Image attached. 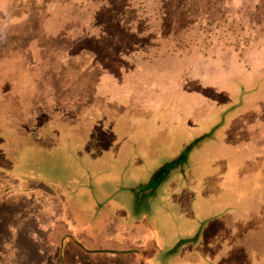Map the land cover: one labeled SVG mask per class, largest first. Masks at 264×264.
Instances as JSON below:
<instances>
[{
    "label": "rangeland",
    "instance_id": "rangeland-1",
    "mask_svg": "<svg viewBox=\"0 0 264 264\" xmlns=\"http://www.w3.org/2000/svg\"><path fill=\"white\" fill-rule=\"evenodd\" d=\"M65 1L0 0V264H62L63 229L95 256L147 246L145 264H264V0H110L122 49L140 55L87 58L116 75L61 63L46 44L32 55L20 13L57 10L55 25L81 8ZM152 39L192 52L142 60ZM66 66L73 77L49 78ZM163 177L141 201V184Z\"/></svg>",
    "mask_w": 264,
    "mask_h": 264
},
{
    "label": "trees",
    "instance_id": "trees-1",
    "mask_svg": "<svg viewBox=\"0 0 264 264\" xmlns=\"http://www.w3.org/2000/svg\"><path fill=\"white\" fill-rule=\"evenodd\" d=\"M76 3H78L81 7L79 9H76L75 11L78 16L76 15V17L73 18L71 12L67 10V14H70L68 20L60 21L55 25L52 24L55 21L54 19H56L58 15L60 18V14L57 10L53 9L51 14L49 13L44 17H41V15L37 13L36 15L38 16L36 18V21L35 19H32L30 13L28 14L27 11H23L20 13L21 15L25 16V18H21L22 16H19V19H23V24H26L24 28L27 32L28 37L25 38H27V40L33 45L32 55L45 57L46 47L44 45L46 44L48 48L60 51L57 54V59L58 61L60 60L61 63H65L66 59H70V61L74 60L73 63L76 64L77 68L82 71H94L95 73L96 71H98L97 69L103 72V69L106 68V71L109 73H114L115 75L117 73H120L118 68L115 69L114 64H110L109 66H107V62H94L89 60L87 57H93L95 60H97L95 57L102 58L103 56H108L112 53H117V55H121L126 52L132 54L137 53V55L139 54L138 46L135 48L122 49V38H117L119 33L123 34L125 32V28L123 27L124 20H121L119 16L121 5H116L115 3L112 4L110 0L97 1L96 3L101 5L100 8H95L94 3L91 4V1L83 2V0H79ZM44 11H46V8L44 9ZM17 15V12L14 15L15 17L11 15V17L8 18L6 22L17 20ZM52 15H54V19H52ZM73 19H76L78 28L76 27V25H74ZM145 19H147L146 16H139L136 22L137 26L140 24V22L143 21L145 24ZM66 22L69 25H65ZM72 25L73 27H75V30L77 29L79 31L78 32L76 30L74 35H70L68 30V27ZM142 37H144V35ZM21 39H24V36ZM158 41L159 42L157 43V40L152 39L150 40V43L147 42V45L145 43V47L148 50L147 52H144V46L142 44V51L140 56L142 60H146L144 59V56L150 57V55H152L151 59L161 57L165 61L167 59L164 58L166 54L172 56H180L181 60L182 58L186 57L185 55L192 52V46L191 48L187 47L189 45H184L183 49H179L177 47L171 46V44H169L170 42L161 44L160 41L163 40L161 39ZM1 60L2 59H0V63L2 62ZM123 62H125L123 66L130 67L128 64V60H123ZM90 63H93V66H90ZM152 63L154 64L155 62L152 61ZM135 64H137V66L139 67L141 65L140 59L136 60ZM35 67L36 66L32 67V70L29 73V76H31L27 81L33 82L32 87H37V85L40 84V76L35 71ZM7 69L9 70L11 69V67H8ZM186 69V72H189V66H187ZM75 72L77 73L78 71L75 70ZM63 73L73 77V73L71 72L70 67L66 66L64 69H58V72L53 73L51 76H49V78H54L53 75L55 74H57L56 76H58L59 74ZM118 82L119 80H115V82H113V85L114 83L118 84ZM36 95L37 97L40 95L39 91H37ZM7 109H11L9 105H7ZM4 115L6 114L4 113ZM198 141L199 139L194 140L186 149L190 148V151L193 150L194 146L198 145Z\"/></svg>",
    "mask_w": 264,
    "mask_h": 264
},
{
    "label": "crops",
    "instance_id": "crops-1",
    "mask_svg": "<svg viewBox=\"0 0 264 264\" xmlns=\"http://www.w3.org/2000/svg\"><path fill=\"white\" fill-rule=\"evenodd\" d=\"M191 152L192 150L190 151L189 153V157L186 161H188L190 159V155H191ZM196 153V150L194 152V155ZM180 155V154H179ZM178 156V155H177ZM176 158V157H175ZM185 161V162H186ZM183 162V163H185ZM181 163V164H183ZM181 164H179L178 166H180ZM177 166V167H178ZM176 167V168H177ZM251 175V174H250ZM165 176V175H164ZM165 179V177H163V179H160L159 181H156L157 183L156 184H149L152 183L153 181H149L148 183H143L141 184L142 186H144L145 190L147 189L146 191V194H143L142 197H141V201L142 199L145 197V196H148V195H151V194H154L156 192V189L157 187L162 184L163 180ZM76 236L78 235H75V233L73 231H70V230H62V232H60L59 236L55 239V243L57 244V246L60 248L61 250V259L60 261L62 262V264H73L74 262V254H82L83 256V260L81 261L83 264H96V263H99V264H109V259L110 258H114L115 256L118 255V257L121 258H128L131 257V260H129L128 262L129 263H133V264H142V259L144 260L145 262V253L148 250L149 247L147 246H121V249H115L114 247H109L105 250V252H103L102 249H94L93 252H96V254L98 255H93V254H90V252L84 250L82 247H81V243L78 241L79 239L76 238ZM67 240H71L72 243L69 242V244H72L71 246L69 247H65L64 248V244ZM89 242V240L87 239V241H85L83 244L87 246V243ZM99 246H102V245H98L94 248H99ZM114 246V245H113ZM86 248L90 249L89 246H87ZM99 252H97V251ZM115 253V254H112ZM112 254L110 255V257H108V254ZM120 255V256H119ZM68 256V257H67ZM113 256V257H112ZM97 257H98V260H97Z\"/></svg>",
    "mask_w": 264,
    "mask_h": 264
},
{
    "label": "water",
    "instance_id": "water-1",
    "mask_svg": "<svg viewBox=\"0 0 264 264\" xmlns=\"http://www.w3.org/2000/svg\"><path fill=\"white\" fill-rule=\"evenodd\" d=\"M190 153V148L186 149L183 153H181L179 156H177L174 160H172L171 165L173 167H177L179 164L185 162ZM142 264H145L144 260L142 259Z\"/></svg>",
    "mask_w": 264,
    "mask_h": 264
},
{
    "label": "flooded vegetation",
    "instance_id": "flooded-vegetation-1",
    "mask_svg": "<svg viewBox=\"0 0 264 264\" xmlns=\"http://www.w3.org/2000/svg\"><path fill=\"white\" fill-rule=\"evenodd\" d=\"M81 247H82L84 250L88 251V248H86V247H87L86 245L81 244Z\"/></svg>",
    "mask_w": 264,
    "mask_h": 264
}]
</instances>
